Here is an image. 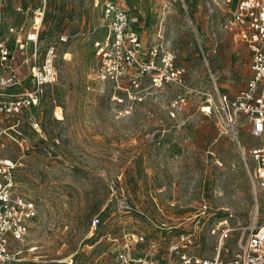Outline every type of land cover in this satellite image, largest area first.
I'll list each match as a JSON object with an SVG mask.
<instances>
[{
  "label": "rangeland",
  "instance_id": "374dc122",
  "mask_svg": "<svg viewBox=\"0 0 264 264\" xmlns=\"http://www.w3.org/2000/svg\"><path fill=\"white\" fill-rule=\"evenodd\" d=\"M102 1L0 0V38L13 48L9 27L24 35L40 21L42 48L55 46L58 68L37 110L0 115V155L15 160L16 187L37 207L12 264H111L125 233L165 247L202 200L210 208L196 250L213 255L218 232L210 231L226 219L235 229L224 244L235 252L243 228L264 220V186L252 183L240 153L257 143L245 118L238 115L236 139L207 112L250 76L249 47L229 23L234 0H114L146 44L176 55L187 79L148 89L125 117L115 116L93 70L91 34L80 33L98 26ZM178 92L187 102L173 117Z\"/></svg>",
  "mask_w": 264,
  "mask_h": 264
},
{
  "label": "built area",
  "instance_id": "2783aa9c",
  "mask_svg": "<svg viewBox=\"0 0 264 264\" xmlns=\"http://www.w3.org/2000/svg\"><path fill=\"white\" fill-rule=\"evenodd\" d=\"M229 23L239 41L250 50V76L235 95L218 93L217 101L207 106V112L219 113L220 122L237 138L238 115L249 125V134L257 143L247 149L240 147L247 173L252 183L264 186V0H234ZM126 7L114 0L101 2V21L91 34V46L97 78L107 86L108 97L116 117H125L135 110L148 89H159L167 84L186 87L185 69L176 55L160 43L146 44L131 27ZM40 21L22 35L13 26L14 47L9 38H0V115L13 116L26 110H37L47 90L57 83L55 46L43 47ZM98 31V32H97ZM187 102L185 92H178L169 101V114L175 116ZM238 141V140H237ZM16 162L0 155V264L20 260L15 243L23 240L37 207L17 189ZM119 206L126 202L121 199ZM209 204L202 200L191 226L183 228L165 247L143 234L125 233L114 249L111 264H264V220L244 227L243 240L238 249L229 253L224 240L235 227L224 219L211 233L218 232L214 253L202 256L196 250L197 226L209 213ZM100 218L95 216L92 225ZM116 239V238H115ZM71 264V259L67 262Z\"/></svg>",
  "mask_w": 264,
  "mask_h": 264
}]
</instances>
